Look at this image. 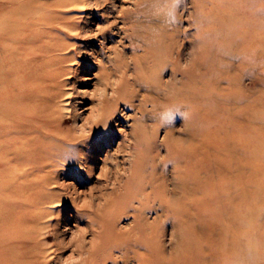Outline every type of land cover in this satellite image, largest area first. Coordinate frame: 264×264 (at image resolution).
Wrapping results in <instances>:
<instances>
[{"label": "rangeland", "instance_id": "1", "mask_svg": "<svg viewBox=\"0 0 264 264\" xmlns=\"http://www.w3.org/2000/svg\"><path fill=\"white\" fill-rule=\"evenodd\" d=\"M137 1L0 0V264L21 211L6 183L22 172L62 197L40 264H139L122 253L136 243L141 264H264V0ZM39 90L81 167L35 171L41 143L26 150L7 129ZM74 192L94 211L76 218ZM136 218L148 223L127 234Z\"/></svg>", "mask_w": 264, "mask_h": 264}, {"label": "bare ground", "instance_id": "2", "mask_svg": "<svg viewBox=\"0 0 264 264\" xmlns=\"http://www.w3.org/2000/svg\"><path fill=\"white\" fill-rule=\"evenodd\" d=\"M135 4L136 6L139 7L138 13L139 12L143 13V9H142L143 2L141 0H138L137 2H135ZM30 14H31L30 12L26 14V17H24L23 19V23H26L31 18ZM45 19H46L45 17H41V18L37 17L36 21L38 23L39 22L42 23ZM159 22H160L158 26L159 30L161 29L165 30L166 19H164L163 21L159 20ZM88 30L90 31V29ZM19 31H23V30L19 29ZM138 37H139V40L142 41L143 43L145 36L138 35L137 38ZM177 60H178V57L175 59V61ZM70 67L71 65H68V66L60 67V69L63 68L64 70V68H70ZM48 70H49V67H48ZM24 74H27V72L25 71ZM56 74L61 75V73L59 72ZM104 91L107 92V90L105 89ZM61 94H63V92H61ZM53 96H54V93H52L51 91L43 92L39 90L38 94L35 97V101H37V104L36 103L34 104V107L30 112L28 111L21 112L18 110L16 112L17 115H14L11 118L6 117L7 129L9 130V132L13 133L14 136L12 137L21 136V138H23L22 140L23 148L28 150L30 149L28 147L33 146V143L42 144V145L40 144V147L43 149L42 152H44V154L41 155V158L39 159L38 163L36 162V165L34 167L35 169L37 168V170L34 169L35 171H41V169L48 167L49 165L51 166L52 165L51 163L54 162L56 159H58L59 161H64V162H69V163L74 162L73 165L77 162L78 167L82 166L80 164V161L76 158V156L73 155L74 150L70 142L73 139L70 137H66L67 135L61 134L60 132H57L54 129L51 130L50 128L49 123H52L53 121H59L62 118V115H61L62 112L59 113L60 114L59 115L60 117H59L56 114L57 113L56 111H51L49 114L46 111L48 110V107L51 108V106L58 104L57 102L52 103L51 98ZM10 97L11 96H9V98ZM64 99L62 100V102L65 101ZM101 104L102 106L100 107L98 111V122L101 120L104 121L102 114L105 108V103H101ZM67 105L68 103H63V108H66ZM9 111H12L11 107L9 108ZM50 131L51 132L53 131L54 133H58V134H51ZM27 174L28 173L26 172H22V174L18 175L19 178L18 176L16 177L14 176L13 178H11V180H9L6 183L7 188L18 187V185L21 187L20 188L21 191L18 196V202H15V204H19L21 211H19L17 216H14L13 220H14L15 225L12 227L13 230H10L11 237L6 242V264H40V263H43L44 259L46 258L48 254L47 248H46L47 247L46 237L48 236L46 235V233L48 232L51 225H53L49 223V222L52 223L51 221L52 218H50V215H52L53 213L52 209L54 207L61 206L62 204V197H59V195H57V193L53 191V188H57V182L55 181V179H53L51 176H46V177L44 176L42 180H39V182H36L34 180V176L35 177L37 176L36 172H31L29 176ZM30 176H33V177L31 178ZM20 178H22V180H20ZM19 180L20 182H18ZM62 187L66 188L65 185H62ZM26 190H28L29 193H26ZM181 190H173V192L176 194L178 191L180 192ZM74 194H75L74 196H71V198L70 197L69 198L71 200V203L73 204V207H79L77 208L78 210L76 211V214H75L76 218H81L79 214L84 213L88 209L90 211H94V207L92 204L93 202H91V200H86L85 198L81 199L82 195L80 192H77V193L74 192ZM150 194L151 193L148 192L147 196H149ZM193 201H196V200H193ZM6 202L12 203L10 199H6ZM168 204H169L168 199H165V201L159 202V209L162 212H166V209L169 208ZM13 206H16V205H13ZM97 208H99V205H97L95 209L97 210ZM100 208L98 210H100ZM10 211H13V210H10ZM140 215H142V212L139 213L138 216L136 217L140 218L139 217ZM11 218L12 217L10 216L6 217V224L7 222H9ZM102 223H104V219H101L99 221H94L91 219L92 227L94 225H98L99 227H101ZM147 223H148L147 219L145 220L144 224H142L140 219H137L135 226L133 227L132 230L127 231V234L132 233V232L135 234L140 233L142 225L145 226ZM101 230L105 234V228L103 226L101 227ZM83 233L84 231H82V235ZM100 234H98L96 239L102 238L101 237L102 234L101 235ZM81 240L82 239L80 237V241ZM259 240L260 242L264 241V234L262 233L261 235L259 234ZM258 245L259 247L256 245L258 248L255 247L253 249V252L255 253L257 249L256 254H257L258 260H260L262 259L261 256H264V242L258 243ZM115 246H118V245H115ZM79 247L81 248L79 250L81 254L83 252L84 246L83 244H79ZM135 248H139V245H137V243L134 245V249ZM134 249H130V246L126 244L122 248V253L129 254L130 252H132L134 253L133 254L134 261H138L139 264H141L142 262H145L144 258L146 254H144L143 252L140 253L137 249L135 250Z\"/></svg>", "mask_w": 264, "mask_h": 264}, {"label": "clouds", "instance_id": "3", "mask_svg": "<svg viewBox=\"0 0 264 264\" xmlns=\"http://www.w3.org/2000/svg\"><path fill=\"white\" fill-rule=\"evenodd\" d=\"M161 118L163 119V116Z\"/></svg>", "mask_w": 264, "mask_h": 264}]
</instances>
